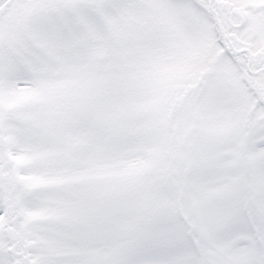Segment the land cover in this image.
Here are the masks:
<instances>
[{
	"label": "snow or ice",
	"instance_id": "obj_1",
	"mask_svg": "<svg viewBox=\"0 0 264 264\" xmlns=\"http://www.w3.org/2000/svg\"><path fill=\"white\" fill-rule=\"evenodd\" d=\"M0 264H264V0H0Z\"/></svg>",
	"mask_w": 264,
	"mask_h": 264
}]
</instances>
